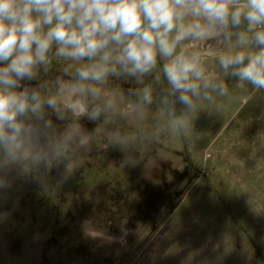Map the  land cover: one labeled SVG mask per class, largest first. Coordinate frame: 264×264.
I'll list each match as a JSON object with an SVG mask.
<instances>
[{"label":"clouds","instance_id":"9594fccd","mask_svg":"<svg viewBox=\"0 0 264 264\" xmlns=\"http://www.w3.org/2000/svg\"><path fill=\"white\" fill-rule=\"evenodd\" d=\"M243 85L264 93V0H0V188L184 134Z\"/></svg>","mask_w":264,"mask_h":264},{"label":"rangeland","instance_id":"374dc122","mask_svg":"<svg viewBox=\"0 0 264 264\" xmlns=\"http://www.w3.org/2000/svg\"><path fill=\"white\" fill-rule=\"evenodd\" d=\"M222 103L139 149L98 140L68 174L8 172L0 264H264V93L232 123Z\"/></svg>","mask_w":264,"mask_h":264},{"label":"crops","instance_id":"0c3cea01","mask_svg":"<svg viewBox=\"0 0 264 264\" xmlns=\"http://www.w3.org/2000/svg\"><path fill=\"white\" fill-rule=\"evenodd\" d=\"M226 80L229 82L230 85L235 83V78H226ZM255 93L256 92H254L248 85L237 86L235 88L230 89L232 99L227 100L230 103L226 102L228 104H225L224 100H222L223 103L221 104L222 106H220V110H229V122L232 123V120H235V117H237V115H239V113L243 110V106L246 100L251 98V96ZM232 102L233 105H231ZM218 105L216 106V108H218Z\"/></svg>","mask_w":264,"mask_h":264}]
</instances>
